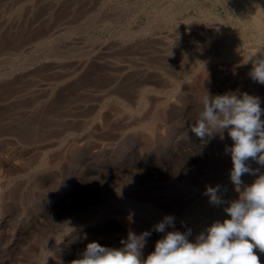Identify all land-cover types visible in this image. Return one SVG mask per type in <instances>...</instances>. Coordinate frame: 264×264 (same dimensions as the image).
<instances>
[{
	"label": "rangeland",
	"instance_id": "obj_1",
	"mask_svg": "<svg viewBox=\"0 0 264 264\" xmlns=\"http://www.w3.org/2000/svg\"><path fill=\"white\" fill-rule=\"evenodd\" d=\"M250 2L0 0V264H72L89 242L120 248L130 231L151 232L145 259L165 215L175 217L165 231L190 229V242L230 218L233 142L225 130L205 143L189 125L207 92H247L264 109L247 63L264 46V0L260 13ZM39 80L46 93L32 91ZM73 102L87 106L53 133L50 120ZM13 111L27 117L5 121ZM217 185L219 206L204 194Z\"/></svg>",
	"mask_w": 264,
	"mask_h": 264
},
{
	"label": "clouds",
	"instance_id": "obj_2",
	"mask_svg": "<svg viewBox=\"0 0 264 264\" xmlns=\"http://www.w3.org/2000/svg\"><path fill=\"white\" fill-rule=\"evenodd\" d=\"M247 63L252 65L250 79L264 85V46L255 48ZM262 115L264 109L257 96L239 90L217 95L207 92L200 100L196 120L189 125L190 131L205 143L217 135L223 140L225 130L233 142L225 147V152L231 156L230 181L239 197L224 209L230 218L214 222L195 242H190V229L165 231L168 227L175 228V217L165 215L154 225V230L164 236L156 241L154 251L145 259H141V250L151 232L138 235L130 231L121 240L120 248L89 242L72 264H261L256 250L264 253V173L247 162L251 159L264 166ZM245 174L256 178L245 184L242 180ZM218 193L217 185L206 186L204 194L219 206L225 201Z\"/></svg>",
	"mask_w": 264,
	"mask_h": 264
},
{
	"label": "bare ground",
	"instance_id": "obj_3",
	"mask_svg": "<svg viewBox=\"0 0 264 264\" xmlns=\"http://www.w3.org/2000/svg\"><path fill=\"white\" fill-rule=\"evenodd\" d=\"M249 1V0H248ZM252 3H253V5H254V9L257 11V13H260V12H262V3H261V0H250ZM250 2V3H251ZM46 3V2H45ZM48 3H50L49 1H48ZM79 3H80V1H79ZM247 3V2H246ZM73 4L74 3H72L71 5L73 6ZM76 4V3H75ZM242 5V4H241ZM6 6V5H5ZM46 6V5H45ZM93 7H91L90 8V10H93L92 9ZM251 8V7H250ZM253 9V8H252ZM90 10H89V12H90ZM248 11V10H247ZM251 11H253V10H251ZM81 12V11H80ZM85 12H86V10H85ZM255 12V11H254ZM253 12V13H254ZM14 13V12H13ZM81 15V14H80ZM252 15V14H251ZM250 15V16H251ZM257 15V14H256ZM12 17V16H11ZM259 19V18H258ZM29 21V20H28ZM250 22H251V24L253 25V26H257L258 24H257V22H256V20L255 19H251L250 20ZM25 23V22H24ZM25 26V25H24ZM25 28V27H24ZM53 28V27H52ZM258 28V27H257ZM7 30V29H6ZM198 30V29H197ZM255 30V29H254ZM262 30V29H261ZM21 31V30H20ZM32 31V30H31ZM178 32V31H177ZM24 33V32H23ZM212 33V32H211ZM185 34V33H184ZM195 34V33H194ZM6 35V34H5ZM198 35V34H197ZM204 35V34H203ZM17 37V36H16ZM167 37V36H166ZM178 38V37H177ZM190 38V37H189ZM199 38V37H198ZM15 39V38H14ZM13 39V40H14ZM182 39V38H181ZM185 39V38H184ZM3 40V39H2ZM157 40V39H156ZM193 40V39H192ZM201 41V40H200ZM170 42V41H169ZM172 42V41H171ZM170 42V43H171ZM181 42H183L184 43V41H181ZM195 42H196V40H195ZM1 43V42H0ZM14 43V42H13ZM187 43V42H186ZM2 44V43H1ZM191 44V43H190ZM195 44V43H194ZM199 44V43H198ZM170 45V44H169ZM186 45V44H185ZM179 46V45H178ZM202 47V46H201ZM28 48V47H27ZM24 51V50H23ZM159 51V50H158ZM162 51V50H161ZM1 52V51H0ZM210 52V51H209ZM178 53V52H177ZM168 56V55H167ZM177 56V55H176ZM191 57V56H190ZM198 57V56H197ZM208 58V57H207ZM110 62V61H109ZM241 63V62H240ZM166 65V64H165ZM57 68V66L56 65H53V66H51L50 67V69H51V71H53V70H55ZM63 68V67H62ZM248 68V67H247ZM72 71V70H71ZM63 74V73H62ZM68 74H70V71H69V69L68 70H65V72H64V75H68ZM48 82V81H47ZM47 82H45V80H39V81H37V82H35L34 84H33V86H32V91H42V92H47V90H48V86H49V84L47 83ZM15 84V83H14ZM25 87V86H24ZM76 89V88H75ZM97 91V90H96ZM95 91V92H96ZM30 93H33V92H30ZM37 93V92H36ZM49 93V92H48ZM47 93V94H48ZM112 90H107V89H105V90H102V91H99L96 95H95V97H94V101H97V104H94L95 106L93 107L94 109H97L98 108V103L101 101V100H105V99H107V98H110L111 97V95H112ZM25 95V94H24ZM30 95V94H29ZM88 95V94H87ZM10 96V95H9ZM80 96V95H79ZM82 96V95H81ZM94 96V95H93ZM11 97V96H10ZM88 97V96H87ZM49 98V97H48ZM32 99V98H31ZM81 99V98H80ZM78 101H80L79 99H78ZM106 101V100H105ZM93 102V101H92ZM84 103H86V102H84ZM22 105V104H21ZM87 106V104H85V105H82V106H80L78 103H76V102H73L72 104H69V105H67L63 110L61 109V111L62 112H58L59 114H57L55 117L53 116L52 117V119L50 120V122H49V125L52 127V128H54L53 129V133H54V131H55V133H59L60 135H61V133H64V132H66L67 130H68V128L70 127V124L73 122V119H74V117H76L75 115H78V114H80V112H81V110H82V107L84 108V107H86ZM91 108V107H90ZM17 109V108H16ZM19 110H20V108H18ZM58 109H60V108H58ZM124 109V108H123ZM22 110H23V108H22ZM84 110V109H83ZM33 111V110H32ZM85 111V110H84ZM92 111V110H91ZM14 112V111H13ZM108 112H109V110H108ZM26 112H23V111H19V112H14V113H12V114H10L7 118H5V121H13V123H14V121L15 122H17V121H19L20 119H22L21 117L25 114ZM48 113V112H47ZM56 113V112H55ZM54 113V114H55ZM31 114V113H30ZM46 115V114H45ZM44 115V116H45ZM25 116H26V114H25ZM48 117H49V115H47ZM88 116V115H87ZM115 116V115H114ZM27 117V116H26ZM25 117V118H26ZM28 117H30V115L28 116ZM46 117V116H45ZM44 117V120L46 119ZM124 117V116H123ZM4 118V117H3ZM30 118H32V117H30ZM50 118V117H49ZM48 119V118H47ZM46 119V120H47ZM101 119V118H100ZM24 120H26V119H24ZM28 121H29V118L27 119ZM43 120V121H44ZM144 120V119H143ZM27 121V123L26 124H28L29 122ZM32 121V120H31ZM30 121V122H31ZM129 121V120H128ZM127 121V122H128ZM157 121V120H156ZM0 122H1V120H0ZM32 123H33V121H32ZM36 123V122H35ZM44 123V122H43ZM6 124L8 125L9 123L8 122H6ZM20 124V123H19ZM25 124V125H26ZM34 124V123H33ZM16 125V124H15ZM14 125V126H15ZM24 125V126H25ZM47 125V124H46ZM127 125V124H126ZM23 126V127H24ZM30 126H32L31 124H30ZM95 127L94 128H97V127H99L100 128V125H97V123H96V125H94ZM151 126V125H150ZM149 126V127H150ZM27 127V126H26ZM29 127V126H28ZM33 128H34V126H32ZM46 127V126H45ZM49 127V126H48ZM83 127V126H82ZM148 127V128H149ZM152 127V126H151ZM50 128V127H49ZM75 128V127H74ZM146 128H147V126H146ZM148 128L146 129V130H148ZM51 129V128H50ZM153 129V128H152ZM28 130V129H27ZM95 130V129H94ZM17 131H20V130H17ZM30 131V130H29ZM51 131V130H50ZM149 132V131H148ZM49 133V132H48ZM25 134H27V133H25ZM97 135V134H96ZM58 136V135H57ZM22 139V138H21ZM114 140V139H113ZM81 143V142H80ZM104 144V143H103ZM50 145V144H49ZM52 145H54L53 143H52ZM51 145V146H52ZM60 154V153H59ZM57 160V159H56ZM55 163V162H54ZM6 185V184H5ZM5 191V190H4ZM2 202V201H1Z\"/></svg>",
	"mask_w": 264,
	"mask_h": 264
}]
</instances>
